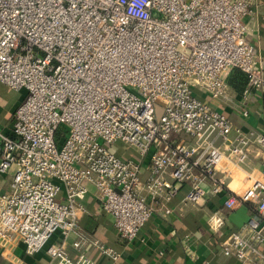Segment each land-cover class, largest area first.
<instances>
[{"label": "built area", "instance_id": "2783aa9c", "mask_svg": "<svg viewBox=\"0 0 264 264\" xmlns=\"http://www.w3.org/2000/svg\"><path fill=\"white\" fill-rule=\"evenodd\" d=\"M253 14L250 0H0V84L26 92L10 128L0 127V177H10L0 194L1 253L22 244L28 256L45 252L47 264H95L84 239L76 256L66 245L90 186L131 243L157 212L171 215L178 187L190 185L185 201L197 205L229 192L235 172L259 160L246 192L223 203L255 212L223 253L264 264V131L245 132L213 107L234 70L249 91L264 90V63L248 41ZM181 134L195 143L175 142ZM119 143L134 158L120 156ZM59 233L64 241L50 245Z\"/></svg>", "mask_w": 264, "mask_h": 264}, {"label": "crops", "instance_id": "0c3cea01", "mask_svg": "<svg viewBox=\"0 0 264 264\" xmlns=\"http://www.w3.org/2000/svg\"><path fill=\"white\" fill-rule=\"evenodd\" d=\"M250 2L254 14L246 20L249 27L248 41L254 46L259 60L264 63V0ZM231 74L227 77V94L220 100L213 101V107L245 132L264 131V90L249 91L247 85L237 89L229 84ZM19 103L10 111V123ZM244 112H248V117L243 115ZM1 125V128L7 129ZM181 139L189 145L195 143L194 139L186 134L176 137L175 142ZM149 166V160H145L143 183L150 176ZM258 168L259 160L248 162L242 171L235 172L233 178L227 182L229 192L218 196L209 193L197 205L185 201L190 185L178 187L175 197L169 203L171 215L164 217L157 212L146 224L140 237L131 243L120 238L112 218L102 210L94 187L90 186V193L82 203L84 213L79 222V230L66 239V245L76 256L73 244L84 239L83 252L95 264H242L236 258L223 253V243L231 234L240 232L255 212L251 205H241L227 211L223 208V203L230 193L242 196L251 185L247 173ZM166 180L174 184L170 175L166 176ZM205 185L210 190V184ZM9 188L10 177H0V194L8 192ZM142 195L147 198L149 204L155 205L147 192L143 191ZM213 218L223 219L224 225L214 229L211 225ZM63 241V236L59 233L50 245H59ZM94 242L118 252L120 258L113 261L103 255ZM48 260L45 252L34 256L26 255L22 244L8 255H3L0 250V264H47Z\"/></svg>", "mask_w": 264, "mask_h": 264}, {"label": "rangeland", "instance_id": "374dc122", "mask_svg": "<svg viewBox=\"0 0 264 264\" xmlns=\"http://www.w3.org/2000/svg\"><path fill=\"white\" fill-rule=\"evenodd\" d=\"M25 95V91L15 92L0 84V124L10 128V125H12V123L8 121L11 115L10 111L25 97ZM157 113L158 116L162 115V109L160 107H157ZM116 150L120 156L125 158H134L136 154L135 149L128 148L122 143L116 145Z\"/></svg>", "mask_w": 264, "mask_h": 264}, {"label": "trees", "instance_id": "16d2710c", "mask_svg": "<svg viewBox=\"0 0 264 264\" xmlns=\"http://www.w3.org/2000/svg\"><path fill=\"white\" fill-rule=\"evenodd\" d=\"M231 78L229 79V84L235 86V88L237 89H241V86L243 85H247L248 80L245 74H243L242 72L238 71V70H234L231 72ZM24 98L21 100V102L19 103L18 107L23 103ZM17 107V108H18ZM16 110V109H15ZM232 235V234H231ZM230 235V236H231ZM229 236V237H230ZM228 237V238H229Z\"/></svg>", "mask_w": 264, "mask_h": 264}]
</instances>
